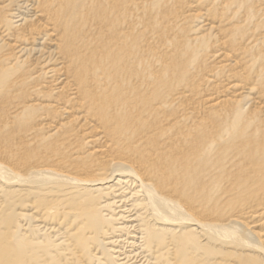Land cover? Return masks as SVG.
<instances>
[{"label": "bare ground", "instance_id": "1", "mask_svg": "<svg viewBox=\"0 0 264 264\" xmlns=\"http://www.w3.org/2000/svg\"><path fill=\"white\" fill-rule=\"evenodd\" d=\"M0 264H264V0H0Z\"/></svg>", "mask_w": 264, "mask_h": 264}]
</instances>
